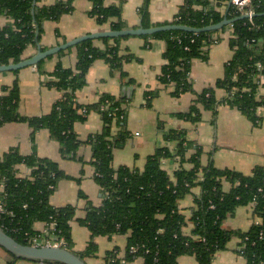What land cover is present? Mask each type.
Instances as JSON below:
<instances>
[{
    "label": "trees",
    "instance_id": "trees-1",
    "mask_svg": "<svg viewBox=\"0 0 264 264\" xmlns=\"http://www.w3.org/2000/svg\"><path fill=\"white\" fill-rule=\"evenodd\" d=\"M91 1L93 7L89 13L99 24L109 23L111 30L126 27L122 18L124 0H116L111 5H106V0ZM151 1L144 0L139 9L141 26L145 28L168 24L202 28L219 23L225 15L233 20L230 43L234 56L227 63L225 76L216 83V87L227 91V96L219 101L215 88L209 87L197 94L187 112L176 116L197 123L202 119V109L212 110L216 116L219 105L226 103L237 107L255 123L259 122L258 110L264 108V95L259 94V76L264 75V0H252L243 10L230 5L228 0H185L172 21L158 24L151 23ZM251 8L255 12L252 20L244 15ZM72 11V0H57L49 5H41L40 0H0V13L12 18L0 31V64L21 61L29 47L40 44L46 20L58 21ZM229 26L201 32L172 29L143 36L166 41L163 54L166 62L159 79L165 85L174 86L175 97L193 90L190 78L193 60L206 59L208 46ZM127 37H104V48L97 47L92 39L77 44L76 66L67 68L59 64L52 73L54 80L48 82L63 92L49 114L24 116L19 112L18 80L12 86H4L0 94V124L22 121L29 123L34 131L48 129L59 141L61 154L66 158H74L84 143L93 147L95 180L102 188L103 200L100 206L91 204L87 215L79 219L90 230L91 239L86 249L77 253L84 259L97 257L95 238L120 234L128 235L124 256L120 257V249L115 247L107 252L103 264H131L139 257L145 264H178L182 255L195 256L199 264H211L217 252L238 238L239 252L247 264H264V165L255 166L250 174L221 169L213 163L203 165L199 149L190 158L194 167H181L172 177L163 168L162 160L179 155L183 161L190 143L187 131L176 129L166 133V137L178 142L177 153L159 148L148 157L144 170L129 166L114 168V149L123 143L127 133L113 137L112 123L116 118L125 117L124 99L105 93L97 103L84 105L77 102L76 92L87 83V72L96 59H105L112 71L126 75L123 65L131 56L121 53V41ZM154 95L152 91L147 93L148 102ZM92 110L102 114L104 127L87 140H81L75 131V122L85 119ZM19 164L32 170L31 177L18 175ZM69 177L49 158L21 155L15 149L7 152L0 158L6 210L0 213V226L19 242L32 244L30 237L39 233L34 229L35 223L54 221V232L63 239L61 246L74 250L71 223L76 215L75 206L55 207L50 203L59 180ZM196 186H200L201 194L196 197L188 218L179 204ZM248 205H252L253 216L260 222H254L248 230L224 226L237 208ZM189 221L193 228L186 233L184 227ZM10 254L13 259L6 264L21 260Z\"/></svg>",
    "mask_w": 264,
    "mask_h": 264
},
{
    "label": "crops",
    "instance_id": "crops-1",
    "mask_svg": "<svg viewBox=\"0 0 264 264\" xmlns=\"http://www.w3.org/2000/svg\"><path fill=\"white\" fill-rule=\"evenodd\" d=\"M57 0H40L41 5H49ZM185 0H152L149 4L152 24L172 21L184 4ZM144 0H124L122 18L125 28L141 26L139 12ZM106 5L117 3L116 0H106ZM73 11L64 14L58 21L46 20L43 24L40 45L45 49L57 46L76 37L105 30H111L109 23L99 24L90 15L93 7L91 0H72ZM12 22V18L0 13V31ZM156 26V25H155ZM145 36V35H144ZM232 31L230 28L221 32L219 39L208 46L206 59H194L191 65L192 91L179 97L173 95L174 86L165 85L159 75L165 64L163 54L167 43L161 38H146L130 35L121 41V53L131 56L123 65L125 76L119 71H112L105 59H96L89 68L87 83L76 92V100L80 104L97 103L103 94L108 93L124 99L126 115L123 119L116 118L112 123V136L118 137L127 133L123 143L114 149L113 166H129L144 170L148 157L159 148H168L177 153L178 142L166 137L171 130L185 129L190 142L182 161L179 155L164 158L163 168L174 177L175 172L184 167L191 169L194 163L191 157L201 150L200 160L203 165L213 163L221 169H231L250 174L257 165H264V108L258 110L261 120L257 123L245 116L237 107L221 103L215 116L212 110L202 109V119L197 123L181 119L177 113L187 112L194 103L197 94L209 87L215 88L219 101L227 96L224 88L216 87L219 79L226 74L227 63L234 56L231 47ZM97 47L104 48L102 38L92 39ZM44 50V49H43ZM38 52L37 47H29L24 58ZM78 61L76 46L43 59L38 67L28 66L15 71L0 72V94L4 86H12L16 80L19 83V112L24 116H42L49 114L54 105L61 99L63 92L48 85L54 80L52 73L59 64L74 68ZM260 79V78H259ZM264 82V80H262ZM155 92L150 102L148 92ZM259 94L264 95V83ZM104 127L102 114L92 110L85 119L75 122L74 128L81 140H87L91 134L99 133ZM15 149L21 155L36 154L56 162L59 168L69 178L59 180L50 197V203L55 207L73 205L76 215L72 221L74 250L83 251L89 244L91 232L79 223L80 218L87 215L89 206H100L103 200L101 186L95 180L96 168L93 164V147L84 143L80 146L74 158H66L61 154L60 143L54 139L46 128L34 131L27 122H10L0 124V158ZM18 174H24L27 166L19 164ZM229 185L227 184V187ZM83 193L84 195H81ZM201 194L200 186L192 189L180 201L179 208L188 218L191 217L195 199ZM260 221L253 216L252 205L237 208L224 226L228 229L248 230L254 222ZM46 222H36L34 229L43 232ZM193 228L191 221L184 227L189 233ZM98 244L97 257H88L89 264H103L107 252L115 247L120 254L125 253L128 235H100L95 238ZM239 239L230 241L228 246L216 253L211 264H247L239 252ZM13 258L0 246V263L6 264ZM17 264H41L31 260H18ZM60 264V263H48ZM131 264H145L142 257ZM178 264H199L193 255H182Z\"/></svg>",
    "mask_w": 264,
    "mask_h": 264
},
{
    "label": "water",
    "instance_id": "water-1",
    "mask_svg": "<svg viewBox=\"0 0 264 264\" xmlns=\"http://www.w3.org/2000/svg\"><path fill=\"white\" fill-rule=\"evenodd\" d=\"M233 20L229 19L226 15L222 21L202 28H196L188 25H174L168 24L163 26H152L145 28L140 26L138 28H124L121 30H105L100 32H93L76 37L65 43L53 46L43 50L41 45L38 44V52L31 57L22 59L19 62H11L9 64H0V72L19 70L28 66L38 64L48 56L57 54L70 47L76 46L80 42L89 39H98L104 37H124L130 35H152L159 31L182 29L192 32L212 31L219 30L226 25L232 23ZM0 246L8 252L14 254L17 258L31 260V261H49L60 264H89L86 259L81 257L76 251L68 249L64 246L58 245H34L24 244L16 240L13 236L8 234L2 226H0Z\"/></svg>",
    "mask_w": 264,
    "mask_h": 264
},
{
    "label": "built area",
    "instance_id": "built-area-1",
    "mask_svg": "<svg viewBox=\"0 0 264 264\" xmlns=\"http://www.w3.org/2000/svg\"><path fill=\"white\" fill-rule=\"evenodd\" d=\"M228 3L230 5L236 6L238 7L240 10H243L245 7L250 6L252 3V0H228ZM244 15L248 18H250V20L253 19L255 12L254 10L248 9ZM230 26L228 28L231 29L232 31V36H233V26L230 23ZM217 41V39H215ZM215 41V42H216ZM259 80L260 83H264L262 82V80H264V75L259 76ZM31 169L27 167V171L24 174H18L21 177H31ZM5 184L4 181L0 179V213L1 212H5V202H4V198H5ZM260 221H257V223ZM55 222L52 221L50 223H47V228L45 231L43 232H39L33 236L30 237V241L32 242V244L34 245H38V246H42V245H58L61 246V244L63 243V239H61L57 234H55ZM134 250V249H132ZM123 262H125L123 260ZM41 264H46L44 262H41Z\"/></svg>",
    "mask_w": 264,
    "mask_h": 264
},
{
    "label": "rangeland",
    "instance_id": "rangeland-1",
    "mask_svg": "<svg viewBox=\"0 0 264 264\" xmlns=\"http://www.w3.org/2000/svg\"><path fill=\"white\" fill-rule=\"evenodd\" d=\"M73 249H74V248H73ZM74 251H75V250H74ZM119 256L122 257V256H124V255H123V254H120ZM21 260H24V259H21Z\"/></svg>",
    "mask_w": 264,
    "mask_h": 264
}]
</instances>
